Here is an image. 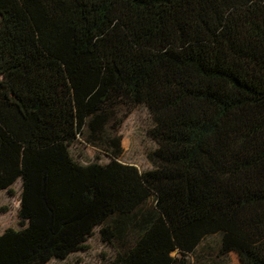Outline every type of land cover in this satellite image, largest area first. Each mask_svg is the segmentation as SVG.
I'll return each mask as SVG.
<instances>
[{
  "label": "trees",
  "instance_id": "1",
  "mask_svg": "<svg viewBox=\"0 0 264 264\" xmlns=\"http://www.w3.org/2000/svg\"><path fill=\"white\" fill-rule=\"evenodd\" d=\"M141 106L147 171L118 135ZM80 138L109 161L76 160ZM20 180L0 264L97 231L110 264H264V0H0V195Z\"/></svg>",
  "mask_w": 264,
  "mask_h": 264
},
{
  "label": "rangeland",
  "instance_id": "2",
  "mask_svg": "<svg viewBox=\"0 0 264 264\" xmlns=\"http://www.w3.org/2000/svg\"><path fill=\"white\" fill-rule=\"evenodd\" d=\"M152 120L148 110L141 106L129 115L120 128L118 135L122 138L124 153L121 161L126 164L135 165L141 171H147L152 168L148 162L147 154L156 148V144L148 137L147 131L152 127ZM109 135L114 133L109 130ZM72 154L76 160L82 163H91L99 160L105 164L109 161V153L106 141L96 142L91 145L84 138H80L75 146L71 148ZM99 158V159H97ZM14 196H10L7 191L0 195V235L8 228L19 229V209L20 197L22 191V182L18 181L14 187ZM218 237L210 238L207 245L211 247V253L215 256ZM89 249L71 255L65 261L53 260L49 264H110L114 256V251L101 243L98 231L96 235L89 240ZM201 254V253H200ZM198 253V255H200ZM204 258H188L189 264H210L205 262ZM238 262L235 254L230 255L223 264H235Z\"/></svg>",
  "mask_w": 264,
  "mask_h": 264
}]
</instances>
